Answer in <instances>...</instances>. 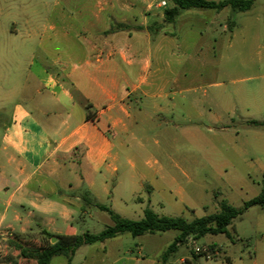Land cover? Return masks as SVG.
<instances>
[{"label": "crops", "instance_id": "1", "mask_svg": "<svg viewBox=\"0 0 264 264\" xmlns=\"http://www.w3.org/2000/svg\"><path fill=\"white\" fill-rule=\"evenodd\" d=\"M144 1L125 7L98 0L92 18L85 21L61 14L47 28L66 46L55 58L39 55L44 63L35 71L21 67L20 55L11 54L26 81L33 78L37 85L12 90L23 100L3 122L1 150L6 163L0 165V244L6 234L34 247L47 242L44 232L77 235L65 234L63 225L73 221L77 205L86 213L81 200L86 190L104 205L127 204L137 194L145 204L143 191L153 173L138 169L133 157L122 152L136 146L140 155L147 154L148 135L137 136L132 124L162 119L166 128L163 122L158 125L169 134L177 117L188 123L182 130L195 133V122L201 118L196 96L200 87H195L199 68L215 62L217 27L223 24L214 10L191 9L182 11L174 25L150 29L164 23V11L150 5L146 10ZM258 10L262 14L254 17ZM242 14L247 20L243 25L235 22L228 36L230 46L237 40L251 49L250 54L257 49L261 55L264 7L257 0ZM187 25L191 27L182 34ZM223 28L226 34L227 25ZM221 41H227V34ZM248 93L254 107L264 111V87ZM162 172L155 171L156 177ZM154 191L149 186V197ZM144 210L139 208L141 219ZM13 256L0 264H36L19 258L17 250ZM59 257L64 256L51 264Z\"/></svg>", "mask_w": 264, "mask_h": 264}, {"label": "rangeland", "instance_id": "2", "mask_svg": "<svg viewBox=\"0 0 264 264\" xmlns=\"http://www.w3.org/2000/svg\"><path fill=\"white\" fill-rule=\"evenodd\" d=\"M100 1L105 5L118 3L125 7L134 3V0ZM161 1L145 0L143 4L146 10L150 5L155 11ZM97 3L98 0H0V165L6 163L1 150L3 122L23 100L12 90H23V87L30 90L37 85L33 78L26 81V73L17 69V61L11 59V54L20 55L21 67L37 70L44 63L39 55L46 53V58H55L66 46L64 41L53 39L47 28L49 23L59 19L61 14L75 21L91 19ZM260 4L264 7V0H260ZM61 8L65 11H60ZM164 8L160 9L164 11ZM261 10L253 14L254 17L262 14ZM217 13V22H222L223 26L230 19L240 25L247 20V14L236 13L231 8ZM35 25L39 28H33ZM223 26L217 27L215 62L199 68L200 81L195 87H200L196 96L200 100L201 118L195 122V133L191 135L186 129L182 130L187 122L177 117V123L169 125V134L158 125L159 121L163 122L162 127L166 128L162 119L131 125L137 136L148 135L147 154L140 155L136 146L124 147L122 152L133 157L138 169L153 174L143 191L145 204L137 200L140 194L127 204L117 201L114 207L111 201L105 202L116 212L119 210L122 216L140 220L139 208L150 206L161 217H183L191 222L218 213L223 203L241 207L260 195L264 180V128L249 126L248 122H264V111L254 107L253 97L248 92L264 87V42L258 49L261 55L256 54L257 49L250 54L251 49L237 40L230 46L229 30H226L227 41L222 43L221 36L226 35L221 31H224ZM189 27H184L182 34ZM33 55L37 56L33 59ZM2 108L6 109L2 111ZM160 169L163 174L156 177L155 171ZM149 186L155 188L152 197L148 194ZM58 220L60 225L64 224L59 217ZM110 225L112 221L106 212L90 208L83 214L77 205L73 221L63 225V232L98 234ZM227 230L228 234L190 239L179 246L169 264H180L181 259L192 258L195 247L207 245L219 249L218 258L203 256L199 264H264V208H250ZM178 235L177 230L137 238L120 235L83 247L72 264H157ZM5 237L7 239L0 244V263L14 259L15 249L9 242L13 236L6 234ZM52 264H67V261L59 257Z\"/></svg>", "mask_w": 264, "mask_h": 264}, {"label": "trees", "instance_id": "3", "mask_svg": "<svg viewBox=\"0 0 264 264\" xmlns=\"http://www.w3.org/2000/svg\"><path fill=\"white\" fill-rule=\"evenodd\" d=\"M167 6L164 8V23H154L149 28L158 30L165 25L176 24L182 11L191 9L214 10L220 12L226 8H231L236 13H245L251 11L257 0H166ZM235 21L230 19L227 28L231 32L235 27ZM143 29V27H138ZM249 126L263 127L264 122L251 121ZM83 202V211L90 208H96L106 212L112 225L98 234L86 232L77 235H54L44 232L47 236V242L40 247H29L20 241V237L10 239L12 247L19 252V258L33 260L36 264H51L52 260L58 256H64L68 264H72L77 252L86 246H92L97 243H103L114 239L120 235L128 234L134 238L164 233L171 230L179 231L175 241L163 253L157 264H169L170 258L177 252L180 245L187 243L190 239L199 240L208 235L228 234V227L233 221L241 217L247 210L259 206L264 208V180L263 188L259 196L246 201L241 207H234L228 203H223L221 210L216 214H210L197 218L191 222L183 217L159 216L150 206L144 210V216L140 220L126 218L111 207L101 204L95 200L90 191L86 190L81 196ZM56 237V243H51V239ZM209 253H196L193 251L192 258H186L180 264H199L200 257L210 256L211 259H217L219 249L215 245H207Z\"/></svg>", "mask_w": 264, "mask_h": 264}, {"label": "built area", "instance_id": "4", "mask_svg": "<svg viewBox=\"0 0 264 264\" xmlns=\"http://www.w3.org/2000/svg\"><path fill=\"white\" fill-rule=\"evenodd\" d=\"M159 6L166 7L167 6V2L165 0H163V1L160 2ZM194 251L196 253H209L208 247H204V248L195 247ZM208 258H210V256H208Z\"/></svg>", "mask_w": 264, "mask_h": 264}, {"label": "water", "instance_id": "5", "mask_svg": "<svg viewBox=\"0 0 264 264\" xmlns=\"http://www.w3.org/2000/svg\"><path fill=\"white\" fill-rule=\"evenodd\" d=\"M57 240H58V239H57L56 237H54V238H52V239H51V243H53V244H54V243H56V242H57Z\"/></svg>", "mask_w": 264, "mask_h": 264}]
</instances>
